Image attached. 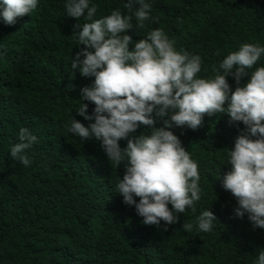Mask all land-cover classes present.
I'll return each mask as SVG.
<instances>
[{"label":"trees","instance_id":"1","mask_svg":"<svg viewBox=\"0 0 264 264\" xmlns=\"http://www.w3.org/2000/svg\"><path fill=\"white\" fill-rule=\"evenodd\" d=\"M94 2L100 5L96 18L117 8L130 14L127 0ZM151 3L155 19L132 32L133 39L163 28L178 49L201 55L208 75L242 43L264 44V0ZM76 23L66 16L65 0H40L14 26L0 23V264H253L264 230H253L246 217L232 218L235 198L216 179L220 168L221 174L229 170L222 165L225 147L240 134L226 114L205 115L195 131L173 129L199 162L203 197L195 213L187 210L167 231L143 225L116 193L123 164L111 163L99 141L69 133L72 116L88 123L76 109L80 88L94 79L71 69V57L83 47ZM21 127L39 139L28 152L30 167L9 154ZM207 207L218 218L213 230L185 231L182 225L195 224Z\"/></svg>","mask_w":264,"mask_h":264},{"label":"clouds","instance_id":"2","mask_svg":"<svg viewBox=\"0 0 264 264\" xmlns=\"http://www.w3.org/2000/svg\"><path fill=\"white\" fill-rule=\"evenodd\" d=\"M39 4L0 0V23L14 26ZM125 6L130 14L117 8L96 18L100 5L94 0H65L66 16L77 20V46L83 45L71 57V69L94 77L80 88L76 109L88 123L72 116L69 133L83 142L99 141L111 163L123 164L116 193L125 205L134 206L143 225L167 231L187 210L195 213L203 197L199 162L173 129L195 131L203 127L205 115L226 114L240 134L232 147H225L222 165L229 170L221 174L220 168L216 179L235 198L232 218L246 217L253 230H264V64L259 63L264 44L242 43L208 75L201 55L178 49L163 28L133 39L132 32L137 34L155 19L151 0H127ZM82 17L87 22L81 25ZM228 77L236 84L234 90ZM159 121L162 125L157 126ZM141 128L144 131L137 134ZM17 136L10 157L30 167L28 152L39 139L27 127ZM121 140H126L123 147ZM217 221L207 207L195 224L182 227L208 233ZM253 264H264V247Z\"/></svg>","mask_w":264,"mask_h":264}]
</instances>
